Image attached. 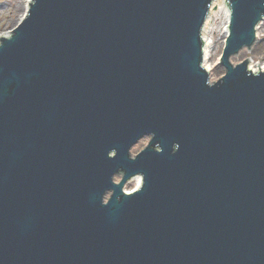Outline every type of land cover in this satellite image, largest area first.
Returning <instances> with one entry per match:
<instances>
[{
	"label": "water",
	"instance_id": "1",
	"mask_svg": "<svg viewBox=\"0 0 264 264\" xmlns=\"http://www.w3.org/2000/svg\"><path fill=\"white\" fill-rule=\"evenodd\" d=\"M213 1H29L0 37V264H264V70L229 60L264 0H226L211 81Z\"/></svg>",
	"mask_w": 264,
	"mask_h": 264
},
{
	"label": "rangeland",
	"instance_id": "2",
	"mask_svg": "<svg viewBox=\"0 0 264 264\" xmlns=\"http://www.w3.org/2000/svg\"><path fill=\"white\" fill-rule=\"evenodd\" d=\"M27 6L28 0H0V37L8 34L19 23L26 12ZM213 9L214 15L209 20V32L206 34V37L209 39V54L208 58L205 59V63L208 65L211 78L216 80L225 72L224 67L219 64V58L225 42L228 15L224 7L216 5ZM260 24L256 31L257 40L250 47L251 49L241 50L238 54L231 57L233 63L243 61L246 58L250 59L248 65L256 72L261 70L259 68L264 63V20ZM146 141V138L138 141L131 150V153L134 155L139 152L144 147ZM115 180L119 181V178L116 177ZM137 181V179L129 180L125 184L124 190H135L138 187Z\"/></svg>",
	"mask_w": 264,
	"mask_h": 264
},
{
	"label": "bare ground",
	"instance_id": "3",
	"mask_svg": "<svg viewBox=\"0 0 264 264\" xmlns=\"http://www.w3.org/2000/svg\"><path fill=\"white\" fill-rule=\"evenodd\" d=\"M29 1V0H28ZM216 5H218L219 7H224V10H225V12L227 13V15H228V17H229V9H228V7H227V5H226V2H224V0H214L213 1V3H212V5H211V10H210V12H209V16L206 18V20H205V23H204V29H203V32H202V37L204 38V46H203V49H204V56H203V61H204V67H205V69L209 72V68H208V65L205 63V59H207L208 58V54H209V49H208V47H209V39H208V37H206V34L209 32V27H208V23H209V20L211 19V17L214 15L213 14V7L214 6H216ZM213 9V10H212ZM264 20V19H263ZM228 22V21H227ZM261 22H258V24L257 25H261L260 24ZM227 24V23H226ZM227 26V25H226ZM257 28H258V26H257ZM256 31H257V29H256ZM261 31V30H260ZM227 32H228V26H227V29H226V34H227ZM255 35H257L256 34V32H255ZM241 51V50H240ZM239 51V52H240ZM236 54H238V53H235L234 55H236ZM234 55H232L231 57H233ZM231 57L229 58V60L232 62V60H231ZM240 62H242V61H240ZM250 63V62H249ZM249 68H250V65H249ZM259 69H261V70H264V63L262 64V66L259 68ZM250 70H252V67L250 68ZM210 77H211V75H210ZM211 81H212V78H211ZM134 179H137L138 181V186H139V184L141 183V179H140V176H135L134 177Z\"/></svg>",
	"mask_w": 264,
	"mask_h": 264
}]
</instances>
